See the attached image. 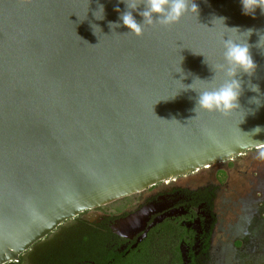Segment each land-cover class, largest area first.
<instances>
[{
    "label": "water",
    "instance_id": "water-1",
    "mask_svg": "<svg viewBox=\"0 0 264 264\" xmlns=\"http://www.w3.org/2000/svg\"><path fill=\"white\" fill-rule=\"evenodd\" d=\"M195 2L198 16L137 36L117 0H0V264L87 211L264 148V12ZM225 39L257 64L227 115L196 105L225 82Z\"/></svg>",
    "mask_w": 264,
    "mask_h": 264
},
{
    "label": "flooded vegetation",
    "instance_id": "flooded-vegetation-1",
    "mask_svg": "<svg viewBox=\"0 0 264 264\" xmlns=\"http://www.w3.org/2000/svg\"><path fill=\"white\" fill-rule=\"evenodd\" d=\"M181 178L66 221L28 251L29 264H209L218 187H179Z\"/></svg>",
    "mask_w": 264,
    "mask_h": 264
},
{
    "label": "rangeland",
    "instance_id": "rangeland-1",
    "mask_svg": "<svg viewBox=\"0 0 264 264\" xmlns=\"http://www.w3.org/2000/svg\"><path fill=\"white\" fill-rule=\"evenodd\" d=\"M213 184L217 223L209 264H264V148L178 180L179 187Z\"/></svg>",
    "mask_w": 264,
    "mask_h": 264
},
{
    "label": "clouds",
    "instance_id": "clouds-1",
    "mask_svg": "<svg viewBox=\"0 0 264 264\" xmlns=\"http://www.w3.org/2000/svg\"><path fill=\"white\" fill-rule=\"evenodd\" d=\"M242 12L244 15L253 16L257 10L264 12V0H240ZM124 4L127 11H121L119 5ZM143 6V11L140 7ZM115 11L120 13L119 20L123 26H126L137 36H142L145 26H152L159 23L163 26H171L181 21L186 15H199L200 9L195 0H117ZM143 17V23L137 21L133 12ZM97 20L105 19V8L101 4L94 13ZM224 21V18H216ZM215 19V20H216ZM109 27L115 30L121 27L120 22H109ZM99 28L97 25H93ZM100 29V28H99ZM240 31L239 28H232ZM101 30V29H100ZM254 29L244 31L252 35ZM241 32V31H240ZM224 45V64L218 65L217 68L223 71L226 79L225 82L213 89L204 90L199 93L196 105L197 108L209 111L219 112L221 114H230L234 110L241 109L240 97L243 92L242 80L239 79L241 74H247L251 77L257 69V64L251 53L249 43H241L232 39H225ZM253 92H260L259 85L249 83ZM253 102L260 104L259 99L253 98ZM261 130L259 127L255 131Z\"/></svg>",
    "mask_w": 264,
    "mask_h": 264
},
{
    "label": "trees",
    "instance_id": "trees-1",
    "mask_svg": "<svg viewBox=\"0 0 264 264\" xmlns=\"http://www.w3.org/2000/svg\"><path fill=\"white\" fill-rule=\"evenodd\" d=\"M29 254L30 252H26L24 255L21 256L19 263H10V264H29Z\"/></svg>",
    "mask_w": 264,
    "mask_h": 264
}]
</instances>
